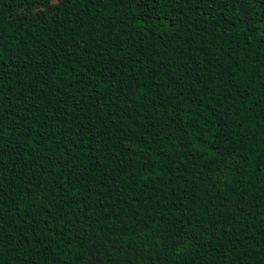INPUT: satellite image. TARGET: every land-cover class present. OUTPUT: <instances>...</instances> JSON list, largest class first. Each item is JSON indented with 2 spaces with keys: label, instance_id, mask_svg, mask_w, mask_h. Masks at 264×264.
I'll return each mask as SVG.
<instances>
[{
  "label": "trees",
  "instance_id": "16d2710c",
  "mask_svg": "<svg viewBox=\"0 0 264 264\" xmlns=\"http://www.w3.org/2000/svg\"><path fill=\"white\" fill-rule=\"evenodd\" d=\"M0 264H264V0H0Z\"/></svg>",
  "mask_w": 264,
  "mask_h": 264
},
{
  "label": "rangeland",
  "instance_id": "374dc122",
  "mask_svg": "<svg viewBox=\"0 0 264 264\" xmlns=\"http://www.w3.org/2000/svg\"><path fill=\"white\" fill-rule=\"evenodd\" d=\"M53 2H54V0H53Z\"/></svg>",
  "mask_w": 264,
  "mask_h": 264
}]
</instances>
